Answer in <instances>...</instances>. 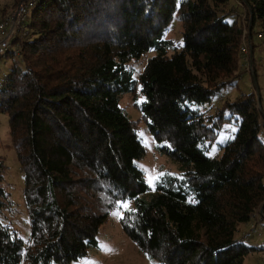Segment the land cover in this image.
<instances>
[{
	"label": "trees",
	"instance_id": "16d2710c",
	"mask_svg": "<svg viewBox=\"0 0 264 264\" xmlns=\"http://www.w3.org/2000/svg\"><path fill=\"white\" fill-rule=\"evenodd\" d=\"M231 1L36 3L23 35L2 56L15 47L18 61L0 86V113L8 117L23 177L30 234L23 241L1 217L12 202L0 158V264L83 259L97 247L110 211L126 201L134 208L119 218L121 228L157 264H243L248 254L264 252V245L236 236L240 226L264 222L256 95L211 108L242 70L241 15H233ZM239 2L251 26L245 38L253 67L254 26L264 42V0ZM173 18L181 43L167 38ZM144 58L134 78L133 63ZM127 94L138 102V120L120 105ZM141 121L158 153L179 170L161 175L152 192L136 166L145 155L136 130ZM225 121L236 127L234 136L210 157Z\"/></svg>",
	"mask_w": 264,
	"mask_h": 264
},
{
	"label": "rangeland",
	"instance_id": "374dc122",
	"mask_svg": "<svg viewBox=\"0 0 264 264\" xmlns=\"http://www.w3.org/2000/svg\"><path fill=\"white\" fill-rule=\"evenodd\" d=\"M21 2H23V0H0V18L3 19L4 17L11 15L15 11L16 6ZM232 7H235L233 15H235V12L241 15V17L238 15L239 17H237V19L240 22L242 31H248L249 25H247V15L239 0H232L231 8ZM253 31L255 33L252 38V42L255 45L253 51L255 64L252 67V72L246 69L244 62H241L243 71H237V79L231 86L222 90L213 99L211 108L215 110L217 106L221 105L222 100L234 101L242 94L254 92L257 100L260 127L263 130L262 133L264 136V42L258 38V35L256 34L259 32L257 26H254ZM167 38L176 43L182 42L180 25L175 18H173V21L169 25ZM14 50L15 47L11 46L9 54L0 59V86L10 73L13 64L18 61V57L12 55ZM149 54L152 56V52L146 55ZM146 59L147 58H144L133 63L135 70L134 78H136L137 73L142 70ZM255 74L257 76L255 79L256 81L254 80ZM140 99L141 97L139 96L138 101H140ZM136 103L138 102L134 101V95L132 94L124 95L120 103L124 111L133 120H138L140 118V114L135 107ZM201 111H203V108H201ZM210 111L211 110H209V114H212L213 111ZM136 130L140 143L145 150L144 158L137 162L136 166L143 173L149 190L152 192L155 189L159 177L163 174H178V166L167 156H162L158 153L156 144L144 122L141 121ZM235 131L236 127L233 123L225 121L219 128V135L211 147L209 156L215 157L220 155L221 151L219 146L232 139ZM13 144L14 141L9 134L8 117L5 114L0 113V158L5 162V184L10 192V201L12 202L9 208H7L11 210L3 211L1 217L4 223L11 227V229L13 228V230L17 232L19 238L26 242L29 239L30 231L22 199L23 177L19 169ZM133 208L134 204L126 201L120 202L115 209L110 211L107 224L103 225L97 234V247L90 249L85 258L72 262L71 264H157L143 254L140 249L129 238H127L121 228L119 218L123 215L124 211ZM262 209L263 207H261L259 211ZM239 228V235L237 234L236 236L240 238L242 234L245 237L246 245H264V222L260 221L259 218L248 225H242ZM243 264H264V252L256 251L248 254L245 257Z\"/></svg>",
	"mask_w": 264,
	"mask_h": 264
},
{
	"label": "built area",
	"instance_id": "2783aa9c",
	"mask_svg": "<svg viewBox=\"0 0 264 264\" xmlns=\"http://www.w3.org/2000/svg\"><path fill=\"white\" fill-rule=\"evenodd\" d=\"M38 1L40 0H23V2L16 6L15 11L11 15L0 20V58L8 51L10 41L17 36L23 35L29 14ZM247 34V31L242 34L240 56L246 69L252 72L250 41H247L245 38ZM258 38L261 39V36L258 35Z\"/></svg>",
	"mask_w": 264,
	"mask_h": 264
},
{
	"label": "water",
	"instance_id": "95a60500",
	"mask_svg": "<svg viewBox=\"0 0 264 264\" xmlns=\"http://www.w3.org/2000/svg\"><path fill=\"white\" fill-rule=\"evenodd\" d=\"M250 28H251V26H249V32H250ZM251 53H252V52H251V48H250V56H251Z\"/></svg>",
	"mask_w": 264,
	"mask_h": 264
},
{
	"label": "clouds",
	"instance_id": "9594fccd",
	"mask_svg": "<svg viewBox=\"0 0 264 264\" xmlns=\"http://www.w3.org/2000/svg\"><path fill=\"white\" fill-rule=\"evenodd\" d=\"M248 33H249V29H248V31H247ZM252 52V51H251Z\"/></svg>",
	"mask_w": 264,
	"mask_h": 264
},
{
	"label": "snow or ice",
	"instance_id": "6c2138e0",
	"mask_svg": "<svg viewBox=\"0 0 264 264\" xmlns=\"http://www.w3.org/2000/svg\"><path fill=\"white\" fill-rule=\"evenodd\" d=\"M150 182H151V178H150Z\"/></svg>",
	"mask_w": 264,
	"mask_h": 264
}]
</instances>
